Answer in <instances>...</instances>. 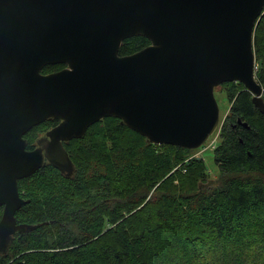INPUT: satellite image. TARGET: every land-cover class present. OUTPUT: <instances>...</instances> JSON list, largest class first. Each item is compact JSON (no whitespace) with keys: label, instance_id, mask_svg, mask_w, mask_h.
I'll return each instance as SVG.
<instances>
[{"label":"water","instance_id":"95a60500","mask_svg":"<svg viewBox=\"0 0 264 264\" xmlns=\"http://www.w3.org/2000/svg\"><path fill=\"white\" fill-rule=\"evenodd\" d=\"M264 0H0V255L28 200L18 181L50 165L69 178L64 143L118 118L153 145L187 150L215 134L214 89L240 83L264 116L253 35ZM149 41L130 55L122 41ZM64 64L52 73L48 65ZM59 121L27 149L24 136Z\"/></svg>","mask_w":264,"mask_h":264},{"label":"trees","instance_id":"16d2710c","mask_svg":"<svg viewBox=\"0 0 264 264\" xmlns=\"http://www.w3.org/2000/svg\"><path fill=\"white\" fill-rule=\"evenodd\" d=\"M148 44L131 37L118 54ZM253 49L264 91V11ZM221 89L229 109L212 149L216 178L192 150L150 144L104 118L63 144L74 165L69 178L46 165L18 181L28 204L16 222L37 228L15 233L0 264H264V116L242 84ZM54 122L31 129L26 148Z\"/></svg>","mask_w":264,"mask_h":264},{"label":"rangeland","instance_id":"374dc122","mask_svg":"<svg viewBox=\"0 0 264 264\" xmlns=\"http://www.w3.org/2000/svg\"><path fill=\"white\" fill-rule=\"evenodd\" d=\"M221 86L222 85L214 89V96L216 98V101L219 107V114H220L219 115L220 119L218 123L219 125L217 127L218 129L220 125L223 124L224 119L226 115L228 114V109H229V104L226 101V93L225 91H223V89H221ZM216 133H217V129H216L214 136H211L210 139L207 141L206 146L204 147L203 150L195 149V150H192V154H191L192 157L201 158L202 160H204V162L207 165L208 174L211 179L216 178L218 174V169L212 159V149L214 148L215 143L219 142ZM208 145L209 147H207Z\"/></svg>","mask_w":264,"mask_h":264},{"label":"flooded vegetation","instance_id":"af4514ba","mask_svg":"<svg viewBox=\"0 0 264 264\" xmlns=\"http://www.w3.org/2000/svg\"><path fill=\"white\" fill-rule=\"evenodd\" d=\"M57 65H63V67L62 68H64L65 67V65L64 64H57ZM48 66H54V65H48ZM62 68H60L59 70H61ZM59 70H57V71H59ZM53 72H56V71H53ZM50 73H52V72H50ZM44 123V122H43ZM58 123H59V121H57V122H54V124L53 125H51L50 127H48V128H46L45 130H43V131H40V132H37V134H36V138H35V140H34V142L33 143H31V144H29L30 145V147H32V149H34L35 147H36V140L37 139H39V138H41V137H43V136H45L46 135V133L49 131V130H51L52 128H54L56 125H58ZM245 127V126H244ZM24 138H25V136H24ZM26 139V138H25ZM27 140V139H26Z\"/></svg>","mask_w":264,"mask_h":264},{"label":"built area","instance_id":"2783aa9c","mask_svg":"<svg viewBox=\"0 0 264 264\" xmlns=\"http://www.w3.org/2000/svg\"><path fill=\"white\" fill-rule=\"evenodd\" d=\"M207 147H209V145H208ZM207 147H206V148H207ZM203 149H204V148H203ZM203 149H202V150H203Z\"/></svg>","mask_w":264,"mask_h":264}]
</instances>
